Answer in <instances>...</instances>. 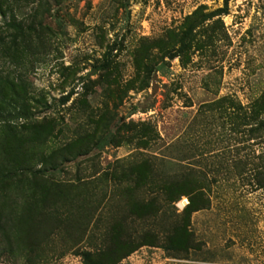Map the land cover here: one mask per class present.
Wrapping results in <instances>:
<instances>
[{"label": "rangeland", "instance_id": "374dc122", "mask_svg": "<svg viewBox=\"0 0 264 264\" xmlns=\"http://www.w3.org/2000/svg\"><path fill=\"white\" fill-rule=\"evenodd\" d=\"M254 101L264 0H0V264H264Z\"/></svg>", "mask_w": 264, "mask_h": 264}, {"label": "trees", "instance_id": "16d2710c", "mask_svg": "<svg viewBox=\"0 0 264 264\" xmlns=\"http://www.w3.org/2000/svg\"><path fill=\"white\" fill-rule=\"evenodd\" d=\"M69 94H64L63 96H61L59 98V102L65 103L68 99ZM251 116H257L259 114H263L264 115V104L260 103L258 101H254L251 107V112H250Z\"/></svg>", "mask_w": 264, "mask_h": 264}, {"label": "built area", "instance_id": "2783aa9c", "mask_svg": "<svg viewBox=\"0 0 264 264\" xmlns=\"http://www.w3.org/2000/svg\"><path fill=\"white\" fill-rule=\"evenodd\" d=\"M186 203L185 199L181 200L178 204L179 207H182Z\"/></svg>", "mask_w": 264, "mask_h": 264}, {"label": "crops", "instance_id": "0c3cea01", "mask_svg": "<svg viewBox=\"0 0 264 264\" xmlns=\"http://www.w3.org/2000/svg\"><path fill=\"white\" fill-rule=\"evenodd\" d=\"M157 264H159V262H156ZM136 264H141L140 262L139 263H136Z\"/></svg>", "mask_w": 264, "mask_h": 264}]
</instances>
